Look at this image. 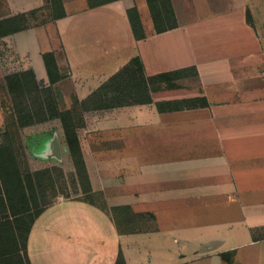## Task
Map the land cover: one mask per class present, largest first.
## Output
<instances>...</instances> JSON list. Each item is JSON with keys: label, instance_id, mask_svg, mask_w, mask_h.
<instances>
[{"label": "crops", "instance_id": "obj_1", "mask_svg": "<svg viewBox=\"0 0 264 264\" xmlns=\"http://www.w3.org/2000/svg\"><path fill=\"white\" fill-rule=\"evenodd\" d=\"M60 3L63 16L47 0H0V21L26 15L25 27L0 37L4 87L27 69L47 87L43 52L54 55L62 78L52 87L65 100L86 99L135 56L145 78L179 72L141 101L84 111L88 188L42 207L29 263L264 264V0H171L176 26L162 32L145 0ZM29 14L42 19L26 24ZM49 120L21 127L42 125L50 138Z\"/></svg>", "mask_w": 264, "mask_h": 264}, {"label": "trees", "instance_id": "obj_2", "mask_svg": "<svg viewBox=\"0 0 264 264\" xmlns=\"http://www.w3.org/2000/svg\"><path fill=\"white\" fill-rule=\"evenodd\" d=\"M101 1L107 2L109 0H89V6H97L101 4ZM145 1L153 21L155 32L166 31L176 26V19L171 0ZM47 4V6L51 8L50 10L54 12H51L52 15H64L60 0H47ZM128 17L134 34L143 37L145 33L141 28L139 16L135 8L128 10ZM25 20L26 15L13 16L1 20L0 37L25 27L26 25L23 24ZM247 20L249 22L251 21L248 13ZM42 57L48 73L49 85L47 87L39 86L32 70L30 69L11 73L4 77L8 93L12 95L11 99L16 119L20 126L31 125L47 119H59L71 155L73 157L78 155L77 160H79L84 167L77 137V129L83 123L82 113L80 112L78 116L75 114L74 108L60 109L57 101L60 94L53 89L52 85L60 80L62 76L59 74L52 52H43ZM132 65L136 66V71L143 76L144 83H146V80L157 84L160 81H169L172 74L179 72L158 73L145 78L143 74L144 67L141 60L137 56L131 57L126 66L111 75L86 99L81 101L75 99V103L80 107V110L85 111L89 109L108 108L143 100L134 98L136 96H142L136 95L137 88L134 89L133 93L131 92V94H129L127 97L128 99L125 102H116L112 97V95L119 97L121 91H119L117 87L122 83V80H125L128 86H132L130 81L134 80L135 77L133 76V78H131L125 73L126 70L134 72L131 67ZM136 86L137 85L132 88ZM32 97H34V100L32 101V103L35 104L34 108L27 104V101ZM112 99L113 101H111ZM148 99L149 98L147 97L145 100ZM197 100H200V102L202 100L201 104L207 103L205 97H198ZM14 200H17L22 205V208L18 212L8 214ZM32 202L34 203V206ZM36 207L37 199L35 187L32 183V175L30 173L23 174L21 172L12 146L0 142V260L11 259L15 264H30L26 254V241L31 224L43 206L32 214V209ZM24 213L27 214L29 220L25 222L23 221L24 225L19 226L18 221L23 220L19 218V216ZM23 250L24 255H21V251ZM220 256L227 262L232 261V254L230 252L221 253Z\"/></svg>", "mask_w": 264, "mask_h": 264}, {"label": "rangeland", "instance_id": "obj_3", "mask_svg": "<svg viewBox=\"0 0 264 264\" xmlns=\"http://www.w3.org/2000/svg\"><path fill=\"white\" fill-rule=\"evenodd\" d=\"M56 10V9H55ZM54 13L53 11H51ZM46 16L49 15V11L46 12ZM51 14V13H50ZM42 19L41 15H28L26 24H36ZM134 70H126L127 76L133 78L134 80L130 81L132 86H128L125 80H122V83L118 85V90L121 91L119 97L112 95L113 99L116 102H125L131 94L134 92V89L137 88L135 99H144V95L147 89L158 87L157 83L146 80L143 82V76L139 74L136 66L132 65ZM129 68V67H128ZM128 79V78H127ZM226 79V78H223ZM135 83V84H134ZM136 87L132 88L133 86ZM12 95L8 93L7 87H4L3 81L0 79V99L1 106L4 111V126L0 128V142L9 144L14 149L16 154L18 166L23 174L30 173L32 175V183L36 191L37 207L33 208L31 213L33 214L42 206L49 203L54 198L60 197H77L81 196L82 192H85L88 188V180L86 177V172L83 165L79 162L78 155L72 156L68 143L66 140H63L62 134L59 132V127L56 126L57 119H50V124H52L51 129L54 130L50 132V138L43 133L42 125H35L33 129H23L17 119L13 110V102L11 99ZM113 99L111 101H113ZM34 97L30 98L27 101V104L35 107V104L32 103ZM58 104L62 107H69L68 109H73L75 114L79 116V113H82V117L87 116L88 112L80 110V107L75 103V98H62L60 96L57 98ZM196 102H200L197 100ZM109 108V107H108ZM103 109V108H100ZM48 121H46L47 123ZM59 122V121H58ZM44 123V122H42ZM53 126H56L53 128ZM37 132V134H35ZM34 134V135H33ZM55 134V135H54ZM57 138L58 142L52 141ZM55 145H57V151H55ZM50 148V149H49ZM50 152L48 156L50 157L49 162H44L43 159L39 158L42 156L44 151ZM53 149V150H52ZM52 150V153H51ZM93 200L100 201V197L93 196ZM33 206L34 203L32 202ZM22 205L14 200L12 202V207L9 210L8 214L15 213L20 211ZM19 218L23 219L18 221L19 226H23L25 221H28L29 218L27 214H22ZM123 218L126 220L127 216L124 215ZM24 221V222H23ZM125 227H127L125 225ZM93 229V228H91ZM21 255H24V250L21 251ZM0 264H15L11 259L9 260H0Z\"/></svg>", "mask_w": 264, "mask_h": 264}, {"label": "water", "instance_id": "obj_4", "mask_svg": "<svg viewBox=\"0 0 264 264\" xmlns=\"http://www.w3.org/2000/svg\"><path fill=\"white\" fill-rule=\"evenodd\" d=\"M55 151H57V145H55Z\"/></svg>", "mask_w": 264, "mask_h": 264}]
</instances>
